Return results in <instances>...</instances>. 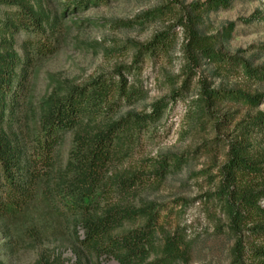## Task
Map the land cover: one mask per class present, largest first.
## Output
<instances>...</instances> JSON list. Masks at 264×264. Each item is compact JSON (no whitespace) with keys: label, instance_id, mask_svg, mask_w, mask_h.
<instances>
[{"label":"trees","instance_id":"1","mask_svg":"<svg viewBox=\"0 0 264 264\" xmlns=\"http://www.w3.org/2000/svg\"><path fill=\"white\" fill-rule=\"evenodd\" d=\"M108 1L61 0L60 7L64 13H80ZM231 1H195L180 8L177 25L185 32L187 76L181 87L153 102L150 110L129 111L116 118L123 106L145 98L137 81L131 82L129 76L146 55L167 51L171 42L167 31L137 46L133 65H117L66 92L54 88L43 96L35 129L21 138L15 127L30 73V57L53 55V41L58 39L60 27H79L85 21L94 26L99 20L62 22L64 13L52 14L27 0H0V221L16 217L42 194L55 214L70 222L79 247L93 257H112L118 264H174L186 259L190 247L184 232L164 231L160 242L158 232L164 229L160 224L162 204L135 201L136 191L146 182L141 177L145 174L140 169H112L131 156L141 138L156 129L170 104L189 90L197 76L195 68L203 59L216 63L217 69L239 68L246 79L264 81V64L252 67L247 59L223 53L216 46V36L201 29L204 14L226 8ZM156 12L160 10H149L144 15L155 16ZM116 23L129 25L131 21ZM233 27L234 22L229 23L221 39L229 37ZM19 31L40 37L36 51L35 42L25 44V60L15 48ZM198 83L199 94L192 107L194 118L198 122L204 119L203 124L213 123L214 128H232L228 140L219 135L215 139L227 150L216 190L208 192L207 199L227 217L228 231L235 239L231 248L233 263L264 264V111L247 114L234 123V118L226 116L228 113L221 117L216 111L223 102L256 108L264 103V91L212 88L200 78ZM74 130L77 132L68 161L60 168L57 150ZM183 157L171 153L148 160L149 176L161 183L187 163ZM126 224L135 225L125 228ZM80 229L84 230L83 238ZM33 264L56 262L40 257Z\"/></svg>","mask_w":264,"mask_h":264},{"label":"rangeland","instance_id":"2","mask_svg":"<svg viewBox=\"0 0 264 264\" xmlns=\"http://www.w3.org/2000/svg\"><path fill=\"white\" fill-rule=\"evenodd\" d=\"M27 1L35 7L41 5L52 14L64 13L61 0ZM195 1L205 0H110L80 13H64L62 22L97 18L99 23L89 26L85 21L79 27L62 26L58 39L53 41L56 44L53 55L30 57V73L19 108L16 133L24 138L35 129L40 100L54 88L66 92L100 73L112 71L117 65H133L137 46L150 41L156 33L167 31L171 38L167 51L146 55L139 68L129 76L131 82L137 81L145 98L123 106L116 118L129 111L150 110L153 102L181 87L187 76L188 62L183 50L185 32L177 25V16L181 7ZM155 9L160 13L144 15ZM202 20V31L216 36V46L223 53L247 59L252 67L264 64V0H232L230 6L204 14ZM116 21L131 23L124 25ZM231 22H234L231 35L221 39L224 28ZM39 38L25 31L16 34L15 48L22 59H26L25 44L35 42L36 51ZM195 69L197 76L189 90L170 104L156 129L141 138L131 156L112 170L140 169L145 174L141 177L146 182L136 191L135 201L162 204L160 224L164 229L158 232L160 242L164 231L185 233L189 253L186 259L174 264H234L231 248L235 239L228 231L227 217L206 196L216 190L219 168L227 150L223 144L217 145L215 139L219 135L228 140L232 128H214L213 123L203 124L204 119L198 122L192 107L199 94V78L207 80L212 88H239L249 93L264 91V81L256 83L246 79L239 68L217 69L216 63L205 59ZM216 111L221 117L228 113L226 116L234 118V123L247 114L264 111V103L250 108L223 102ZM76 132L68 133L57 150L56 161L60 168L68 161ZM171 153L184 156L187 163L158 183L149 176L146 163ZM134 225L126 224L125 228ZM71 228L70 222L59 218L47 198L40 194L19 215L0 221V261L2 264H33L44 257L53 259L56 264H118L112 257L97 258L83 251ZM79 232L83 238L84 230Z\"/></svg>","mask_w":264,"mask_h":264}]
</instances>
